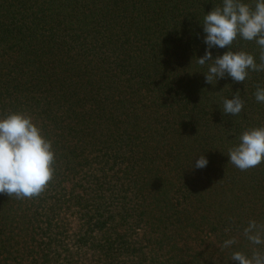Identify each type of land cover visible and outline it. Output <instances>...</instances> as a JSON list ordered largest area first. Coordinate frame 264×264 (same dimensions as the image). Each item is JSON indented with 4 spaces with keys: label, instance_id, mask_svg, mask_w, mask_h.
<instances>
[{
    "label": "trees",
    "instance_id": "obj_1",
    "mask_svg": "<svg viewBox=\"0 0 264 264\" xmlns=\"http://www.w3.org/2000/svg\"><path fill=\"white\" fill-rule=\"evenodd\" d=\"M221 4L0 0V115L29 114L56 153L38 197L0 194V264H237L234 251H264L243 236L264 223V163L241 171L227 156L264 126V71L212 85L197 63ZM228 50L259 63L254 41L211 52ZM237 91L243 110L224 114Z\"/></svg>",
    "mask_w": 264,
    "mask_h": 264
},
{
    "label": "clouds",
    "instance_id": "obj_2",
    "mask_svg": "<svg viewBox=\"0 0 264 264\" xmlns=\"http://www.w3.org/2000/svg\"><path fill=\"white\" fill-rule=\"evenodd\" d=\"M202 25L207 48L197 63L201 67L208 63L204 73L206 83L213 85L226 75L235 83H244L250 72L264 71V0H255L254 6L243 0H222L221 5L205 14ZM237 37L258 45L259 63L254 55L245 51L228 50L213 58L212 48L230 49ZM254 96L257 102L264 103V87L257 85ZM244 104L245 100L237 91L233 98L223 99L222 111L237 116ZM238 141L228 149L231 164L247 171L264 163V126L243 131ZM208 162L200 155L195 168L203 169ZM55 163L53 142L29 114L8 111L0 115V194L16 199L38 197L53 181ZM243 236L254 246H264V223L249 220L243 228ZM236 243V238L232 237L226 239L222 247L230 248ZM231 260L237 264H264V251L256 248L250 256L234 251Z\"/></svg>",
    "mask_w": 264,
    "mask_h": 264
}]
</instances>
